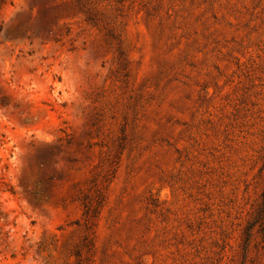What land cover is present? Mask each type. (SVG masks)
<instances>
[{
	"label": "rangeland",
	"instance_id": "obj_1",
	"mask_svg": "<svg viewBox=\"0 0 264 264\" xmlns=\"http://www.w3.org/2000/svg\"><path fill=\"white\" fill-rule=\"evenodd\" d=\"M0 264H264V0H0Z\"/></svg>",
	"mask_w": 264,
	"mask_h": 264
}]
</instances>
